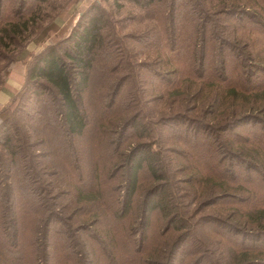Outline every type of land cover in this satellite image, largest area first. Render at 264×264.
Instances as JSON below:
<instances>
[{
  "label": "trees",
  "instance_id": "obj_1",
  "mask_svg": "<svg viewBox=\"0 0 264 264\" xmlns=\"http://www.w3.org/2000/svg\"><path fill=\"white\" fill-rule=\"evenodd\" d=\"M132 1L149 62L97 4L29 54L34 106L0 123V264H264V0ZM27 2L0 0L5 76Z\"/></svg>",
  "mask_w": 264,
  "mask_h": 264
},
{
  "label": "rangeland",
  "instance_id": "obj_2",
  "mask_svg": "<svg viewBox=\"0 0 264 264\" xmlns=\"http://www.w3.org/2000/svg\"><path fill=\"white\" fill-rule=\"evenodd\" d=\"M97 4L100 8L103 9L104 19L108 22L111 26L112 35L114 38H123L125 39V43L130 47H135L136 49L143 50L142 54L139 55V58L142 60L149 62L150 58L148 56H152L153 51H149L150 48H147L146 43L145 45H141L139 47L134 41L132 42V38H136L137 35H147L149 30H155L157 26V22L153 19L151 13L146 10L140 9V7L132 0H48V3L41 4L39 1L28 0L26 7L24 8L22 14L24 17L30 16L33 9L35 12L33 13L34 16H39L37 22L29 30V40L27 41V45L21 47H16V53L13 54L8 48L9 56L11 60L9 62L10 67L7 69L8 74L2 72L0 73V80L9 79L10 72L19 75L20 69L25 68L27 72L28 67L31 62H33V57H30L29 54L33 56L39 53L40 51L44 50L47 46L55 44L60 40L69 36L74 27L79 23V21L83 18V13L89 10L92 5ZM28 6V8H27ZM39 6H42V10L39 9ZM14 46H11L13 49ZM147 48V49H146ZM152 54V55H151ZM20 57L21 60H16L14 57ZM29 56V57H28ZM27 57V58H26ZM32 58V59H31ZM4 63V62H3ZM24 64V65H23ZM15 67H19L20 69H14ZM14 69V71H13ZM121 76L125 74L119 73ZM262 76V74H260ZM9 83L6 82L5 86H8ZM25 85V82L23 86ZM23 86L16 90L13 94H18V99L15 101V98L11 96L9 101L5 104H0V123L6 116L12 115L15 109H23L24 111H31L34 106V101L31 104L30 102L26 101L21 106L25 92H21ZM127 86V85H126ZM125 86V88H126ZM2 90H0L1 92ZM35 99V98H34ZM29 104V105H28ZM21 112L16 113V118L21 116ZM261 127L260 124L254 122H247L241 128V130H254L259 129ZM42 136V135H40ZM43 154L49 150V147L44 144L42 147L40 146ZM151 178L147 172H142L140 176V183L138 190L136 192V201L141 200L142 195L148 189L149 185L151 184ZM207 210L206 212H208ZM157 212L152 213L151 217L156 223L155 219L157 216ZM158 217V216H157ZM209 237L213 238L214 235L210 234V230H206L205 232ZM202 237V234L199 235ZM189 243L183 246L182 251H186L188 249L189 244L191 245L193 242L188 241ZM199 257V255L189 257L190 260L194 262V260ZM192 262V264H193Z\"/></svg>",
  "mask_w": 264,
  "mask_h": 264
},
{
  "label": "crops",
  "instance_id": "obj_3",
  "mask_svg": "<svg viewBox=\"0 0 264 264\" xmlns=\"http://www.w3.org/2000/svg\"><path fill=\"white\" fill-rule=\"evenodd\" d=\"M14 69L19 70L20 68L15 67ZM19 71H20L19 75L10 72L9 79H7V82L9 83V85L4 87L2 91L0 92V104L1 105L9 101L11 96L14 95L13 92L15 93L16 90H19L23 86L24 82L26 81L27 72L25 71V68L23 67Z\"/></svg>",
  "mask_w": 264,
  "mask_h": 264
}]
</instances>
